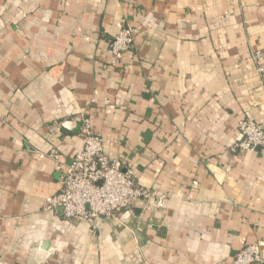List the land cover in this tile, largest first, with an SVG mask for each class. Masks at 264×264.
I'll use <instances>...</instances> for the list:
<instances>
[{"label": "crops", "instance_id": "1", "mask_svg": "<svg viewBox=\"0 0 264 264\" xmlns=\"http://www.w3.org/2000/svg\"><path fill=\"white\" fill-rule=\"evenodd\" d=\"M256 52L264 0H0V264H233L256 242L264 261V148L235 149L241 120L264 128ZM81 118L162 207L45 209Z\"/></svg>", "mask_w": 264, "mask_h": 264}, {"label": "built area", "instance_id": "2", "mask_svg": "<svg viewBox=\"0 0 264 264\" xmlns=\"http://www.w3.org/2000/svg\"><path fill=\"white\" fill-rule=\"evenodd\" d=\"M134 33L132 27H125L111 40L115 65L133 46ZM252 58L258 64V72L263 73V55L256 52ZM80 124L83 148L63 171V188L46 199L45 209H60L66 221L79 222L117 218L122 212H132L135 200L162 207L164 196L139 186L133 169L123 168L118 160L105 155L103 139L92 129L90 119L81 118ZM238 130L236 150L255 152L264 148V128L256 121L243 119ZM51 157L57 155L52 152ZM262 245H246L235 255L233 264H264Z\"/></svg>", "mask_w": 264, "mask_h": 264}, {"label": "water", "instance_id": "3", "mask_svg": "<svg viewBox=\"0 0 264 264\" xmlns=\"http://www.w3.org/2000/svg\"><path fill=\"white\" fill-rule=\"evenodd\" d=\"M80 126H81V124H80Z\"/></svg>", "mask_w": 264, "mask_h": 264}]
</instances>
